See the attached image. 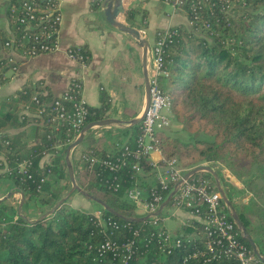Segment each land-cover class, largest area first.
<instances>
[{"label": "trees", "instance_id": "16d2710c", "mask_svg": "<svg viewBox=\"0 0 264 264\" xmlns=\"http://www.w3.org/2000/svg\"><path fill=\"white\" fill-rule=\"evenodd\" d=\"M20 1L0 0V18L4 16L8 20L9 30L17 36L24 28L13 22L11 10ZM246 3L253 10L245 11L238 20L227 21L220 16V21L214 24L217 35L212 39L196 33L195 28L175 26L181 36L167 47L170 76L163 87L172 97V120L182 124L183 134L175 136L166 131L168 127L158 132L157 140L166 159L177 158L188 170L215 163L249 185L250 181L264 176V0H246ZM138 14L143 18L146 11L135 8L127 11L131 24L137 28L140 26L136 22ZM9 36L0 25V49L5 47ZM10 66L0 53V83ZM57 97L38 85L27 84L0 101V153L11 168V172H0V183L7 182V192L18 191L25 199L21 213L18 211L20 201L15 199V203H11L13 195L0 201V264L236 263L235 258L225 255L219 258L199 255L197 259H189L195 251L205 249L203 239L193 233L202 227L197 221L183 224L172 233L182 239L181 245L172 243L162 248L158 227L151 219L126 221L94 200L102 207L104 217L123 225L113 239L118 244L132 241V252L125 261L123 256L127 252L123 249L104 254L98 251L105 235L96 222L95 213L73 206L69 198L53 214L38 219L72 187L66 154L73 138L67 134V126L58 127L50 116L51 103ZM66 106L71 109L69 102ZM89 108L86 125L103 119L108 104L104 102L102 107ZM30 125L35 127V137L31 140L25 138L24 131L14 135L8 132ZM140 126L141 123H136L124 128L128 138L121 147L116 145L113 152L103 146V138H90L87 145L82 143L74 149L72 158L78 185L128 217L137 216L129 198L131 189L139 186L149 195L152 188H159L153 166L143 159V171L138 173L132 167L135 160L130 157L115 171L100 164L89 169L82 154L93 150L105 157L119 155L125 144L135 148ZM22 161L29 162L26 174L18 168ZM193 176L207 177L217 187L209 172ZM254 206L248 213L234 208L264 255V207L259 203ZM249 213L258 218L260 229ZM230 218L235 221L232 212ZM236 226L241 231L237 223ZM136 229L140 230L138 236L134 235ZM252 232L259 239H255ZM239 238L253 248L243 233Z\"/></svg>", "mask_w": 264, "mask_h": 264}, {"label": "built area", "instance_id": "2783aa9c", "mask_svg": "<svg viewBox=\"0 0 264 264\" xmlns=\"http://www.w3.org/2000/svg\"><path fill=\"white\" fill-rule=\"evenodd\" d=\"M164 1L173 7L174 13L187 17L188 27L203 31L205 36L211 39L217 35L214 24L220 21V16L230 21L234 18L229 15L230 11L236 4L242 3V0ZM245 2L246 0L243 1L244 4ZM11 12L13 22L24 30L18 36L11 32L5 43L4 48L10 49L11 54L10 57H6L12 65L9 70L18 68L15 54L32 57L54 51L60 46V29L63 20L61 0H22L19 5H13ZM180 36L181 32L176 27L160 29L156 33L153 45H150L148 71L151 100L140 122V133L135 148L125 144L119 155L107 154L105 157L90 150L82 154V159L89 169L100 164L115 171L131 157L135 160L132 167L138 173L143 171L141 160L149 161L153 166L159 188H152L149 195H146L139 186H136L129 191V198L136 207L142 205L145 215H151L149 219L158 227L157 235L161 238L162 248L172 243L177 246L182 243V239L174 237L165 225L167 217L163 216L164 210L171 205L172 208L187 213L183 224L196 221L202 224V227L196 228L193 233L203 239L205 249L195 251L189 255V259H197L199 255L217 258L225 255L235 258V264H264L262 258L264 255H257L253 248L240 240L239 236L242 233L237 229L236 222L230 218L231 210L218 187L204 176H191L185 179V175L190 170L182 166L177 158L166 159L158 146V132L167 129L173 122L172 97L163 87V81L170 76V68L166 60L167 47ZM68 52L71 57L79 61L85 62L88 59V54L82 47H70ZM82 87L79 80H73L68 89L52 101L50 108L51 121L58 127L67 126V134L73 138L70 140L71 143L80 136L90 115L89 105L82 97ZM67 102L71 104V109L67 108ZM144 111L145 108L143 113ZM4 143L9 144V141ZM156 151L162 154L161 162L152 159V154ZM28 164V161L20 162L18 164L20 172L26 174ZM0 168L5 172H11L5 157L0 160ZM117 188L118 185H115V189ZM171 194L173 195L168 206L161 214L154 215ZM95 218L105 235V239L98 246V251L104 254L109 250L123 249L127 252L123 256L126 261L129 257L128 253L132 252V241L118 244L113 239L123 225L111 217H104L100 211L95 213ZM139 234L140 230L136 229L134 235Z\"/></svg>", "mask_w": 264, "mask_h": 264}, {"label": "crops", "instance_id": "0c3cea01", "mask_svg": "<svg viewBox=\"0 0 264 264\" xmlns=\"http://www.w3.org/2000/svg\"><path fill=\"white\" fill-rule=\"evenodd\" d=\"M162 2L165 3L164 0H127L125 3L127 11L131 8L146 11L143 18L141 14L137 15L136 22L149 43H151L149 35L155 38L160 29L178 25L189 26L185 15L166 12L167 17H162L160 14ZM61 7L63 20L60 46L54 51L32 57L15 54L18 68L7 72L8 77L1 84L0 92L4 91L8 96L14 95L25 85L31 84L35 87L40 86L56 97L62 95L70 83L77 79L83 85L82 97L90 107H102L104 102L108 104L103 119L130 121L139 118L145 108L146 89L143 49L137 39L107 21L105 0H61ZM125 21L130 24L132 21L127 17V12ZM74 46L87 51V61L82 62L70 56L68 50ZM129 126L113 123L93 127L86 133L82 143L87 145V139L103 138V146L113 152L117 146L121 147L126 142L128 135L123 129ZM21 131H24L28 140L35 137V127L31 125L25 129L8 130L12 135ZM74 149L70 155L71 162ZM3 158V154L0 153V160ZM152 159L161 162L162 154L156 151L152 154ZM2 171L0 168V172ZM235 181L238 182L237 179ZM7 189V182L0 183V201L8 200L13 195L11 203H15V199L21 202V193L14 190L7 192ZM9 193H12L11 196L5 198ZM74 196L73 192L71 200ZM166 210V220H179V224L173 229L167 227L170 232L176 233L187 218V213L178 211L171 205L164 212Z\"/></svg>", "mask_w": 264, "mask_h": 264}, {"label": "water", "instance_id": "95a60500", "mask_svg": "<svg viewBox=\"0 0 264 264\" xmlns=\"http://www.w3.org/2000/svg\"><path fill=\"white\" fill-rule=\"evenodd\" d=\"M127 0H105V5H106V18L107 21L114 27H117L118 29H120L121 31H124L130 35H132L133 37H135L138 41L139 46L142 47L143 49V71H144V77H145V89H146V99H145V111L144 113L139 117V118H135L132 119L130 121H124V120H120V119H115V118H105V119H100V120H95L92 122H89L82 130L80 136L73 141L69 146H68V150H67V154H66V160L68 163V170H69V175H70V179L72 182V187L71 189L68 191V193L62 197L56 204L55 206L48 210L47 212H45L43 215H41L38 219H44L47 216L53 214L57 208H59L71 195L74 191H78L80 192L82 195L86 196L89 199L92 200H96L98 202H100L105 209H107L109 212H111L112 214H114L115 216H118L126 221H145L147 219H149L151 217V215H143V216H135V217H128L125 216L124 214L120 213L118 210H116L115 208H113L110 205L105 204L104 202L96 199L94 196H92L91 194H89L87 191H85L83 188H81L75 178V170L73 167V164L71 162L70 159V155H71V151L72 149L76 148L80 143H82V141L85 138L86 133L92 129L93 127L96 126H107V125H111L113 123H119V124H128V125H132V124H136V123H140L144 117V114L146 112V110L148 109L149 105H150V100H151V94H150V90H151V84H150V80H149V71H148V52L150 49V43L148 41V39L146 38V36L144 35V33L137 27L133 26L130 23H127L125 21V17H126V3ZM209 172L213 175V177L216 180L217 183V187L220 190L224 201L226 202V204L229 206L232 215L238 225V227L240 228V230L243 233L244 238L249 241L255 251V253L259 256H262V254L259 252L256 242L255 240L250 236V234L248 233V231L246 230L242 220L240 219L239 215L236 213L235 208L233 206L232 201L230 200V198L228 197L224 187L222 186L221 180H220V176L218 174V172L210 165H199L193 169H191L190 171L187 172V174L185 175V179L190 178L191 176L195 175L196 173L199 172ZM236 180V178H234ZM12 193H9L5 198H8L11 196ZM171 194L164 202L163 204L160 206V208L154 213V215H159L162 213V210L168 206V204L171 201L172 198ZM24 195L22 194V199L19 205V213H21V209L23 207L24 204ZM262 258L264 259V256H262Z\"/></svg>", "mask_w": 264, "mask_h": 264}, {"label": "rangeland", "instance_id": "374dc122", "mask_svg": "<svg viewBox=\"0 0 264 264\" xmlns=\"http://www.w3.org/2000/svg\"><path fill=\"white\" fill-rule=\"evenodd\" d=\"M244 0H242V3H238L234 6V8L230 11L229 15L233 16L234 19H239V17H241V15L244 14L245 11H252L253 7L251 5H248L246 2L245 4L243 3ZM161 8V12L160 14L162 15V17H167L166 16V12H174L173 11V7L167 3H161L160 5ZM0 25L3 26L5 28V30H7L8 35H11V31L9 30V22L8 20L2 16L0 18ZM188 29L191 30L190 27H188ZM196 33H199L201 35H205V33L203 31H195ZM152 35H149V38L151 39V43L150 45H153L155 38L151 37ZM0 53L4 56V57H10V49L7 48H2L0 49ZM7 72H11V71H7ZM7 72H6V78L7 76ZM165 81V80H164ZM164 81H163V86H164ZM2 83H0L1 86ZM6 92L1 91L0 92V101H2L3 99H5L8 95H5ZM182 124L178 123L176 121L172 122L171 126L169 127V129H167L166 131L171 132L173 135L175 136H180L183 134L182 131ZM203 165H210L209 163H205ZM214 167V169L216 171H220L219 172V176H221V181H222V186L224 187L227 195H229V197H231V201L234 205V207L240 211V212H247L251 209H254V205L256 203H259L261 206L264 207V176H261L257 179H254L253 181L249 182V185L246 183H243L242 181H239L237 179V176L234 175L232 172H230V170H228L225 167H222L219 164H215L212 166ZM256 171L253 170V172ZM234 178H236L238 180L235 181ZM241 183V185H239V183ZM70 190V189H69ZM64 192V196L68 193V191ZM75 196L74 199L71 200V196L69 197L70 199V203H73V205L75 206H80L82 207L81 209L86 210L88 212H101L102 207L100 206V204H98L97 202H95L92 199L87 198L86 196L82 195L80 192L78 191H74ZM73 198V197H72ZM130 201L132 202L131 198ZM135 206V203L132 202ZM85 206H83V205ZM134 212L137 216H143L145 215V211L143 210L142 205L140 207H136L134 208ZM167 210L164 212V217L167 216ZM249 216L253 219V221L255 222V224H259L258 222V218L254 217V215L249 213ZM179 224V220L176 219H169V220H165V225L171 229H173L174 227H176ZM258 227V225H257ZM257 229H260L259 227ZM253 233V232H252ZM255 239H259L258 235L255 233H253Z\"/></svg>", "mask_w": 264, "mask_h": 264}]
</instances>
